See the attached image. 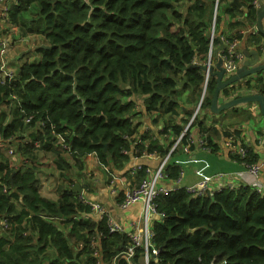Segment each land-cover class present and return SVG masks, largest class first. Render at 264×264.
I'll return each mask as SVG.
<instances>
[{
  "label": "trees",
  "instance_id": "obj_1",
  "mask_svg": "<svg viewBox=\"0 0 264 264\" xmlns=\"http://www.w3.org/2000/svg\"><path fill=\"white\" fill-rule=\"evenodd\" d=\"M254 1L239 0L240 9L220 0L211 44L216 0H14L12 22L48 43L34 51L38 61L23 62L12 79L0 78V222H6L0 223V264H97L89 249L96 232L102 234L100 264H146L143 245L130 260L124 256L130 236L110 232L106 218L94 220L67 177L84 171L90 154L106 170L120 171L132 157L165 158L182 136L166 165L167 177L177 180L173 157L183 153L193 130L214 149L224 136L240 138V128L216 126L227 110L210 115L216 77L210 76L202 100L206 75L199 65L222 43L223 14L232 17L231 28L242 25L233 18L243 14L247 26L257 24ZM221 36L242 37L238 31ZM263 38L251 32L249 45L258 49ZM229 89L221 100L233 98ZM246 89L264 95V71L249 78ZM144 112L164 119L158 133L141 132ZM249 149L247 160L256 161ZM44 152L66 179L57 201L39 192ZM138 174L142 178L143 169ZM156 203L163 217L154 219L149 264H264V194L254 187L203 195L178 187ZM74 239L84 241L83 249L76 250Z\"/></svg>",
  "mask_w": 264,
  "mask_h": 264
},
{
  "label": "crops",
  "instance_id": "obj_2",
  "mask_svg": "<svg viewBox=\"0 0 264 264\" xmlns=\"http://www.w3.org/2000/svg\"><path fill=\"white\" fill-rule=\"evenodd\" d=\"M202 1H207V0H202ZM231 19L232 17L226 14H223L221 16V22L219 24L217 37H221L223 33L231 35L238 31L242 35V37L238 39L239 41L238 50L240 53L244 54L245 56V59L241 62L240 67L244 61L253 59L252 54L254 52L258 53L260 64L264 63V56L259 53L257 47L249 45V36L251 32H253L252 30L255 26H250V25L247 26L246 16L243 14V15H237L235 18H233V20L238 21V23L242 25L244 24L245 26L240 25V27L238 28H235L236 26L231 28L229 26ZM36 48L38 47L32 46L31 47L32 54H27V52L29 51L27 50V52H25L24 57H22L19 60H17L18 58L16 57V61L14 63L10 62L11 67L14 69L15 72H17L19 65H21L25 61L28 62L38 61L37 57L39 55L35 54L34 52L35 50H37ZM246 83H248V80L244 79L240 81L239 84L240 86L241 85L243 86V84ZM244 87L245 88L239 90L241 91L245 90L246 85H244ZM255 91L252 93H256ZM247 94L248 93H241L240 95H247ZM234 96L235 95H233L232 97ZM246 106L247 105H245L244 107ZM249 108L250 109L254 108L258 110L254 113V115L252 112L247 113L248 115L255 117L256 118L255 121L251 119H246L242 114L238 115L240 110L238 109L235 115H229L227 117L226 115L222 116V118L219 120V124H217L216 126L223 129L224 131L227 130L232 131L236 127L240 128L242 131V140L246 141L247 144L251 147L252 152L256 154L263 150L264 124H262V116H260L259 114L261 113L259 110V106H249ZM143 116L145 117L143 118ZM143 116L141 117V122H142L141 132H150L152 134L155 132L158 133V130L161 128V125H163L164 119L162 117H159V119L157 118L154 119L156 115H146L145 112ZM192 134L196 140L200 138V135L196 132V130H193ZM233 135L237 137L236 134ZM218 144L219 145L217 149H214V147L210 146L208 149L196 148L194 151H191L190 153H186L183 151L182 154L181 153L175 154L173 160L179 162V163L176 162V166H178V168L181 169V166L186 164L188 165V167L186 171H183V174H181L182 175L181 180L178 181V179L173 180L165 177L162 183L165 186H167L169 189H176L178 187L189 188L201 182L202 177L198 172H201L203 175L206 176H214L216 174L223 173L230 176V178L227 180L228 183L227 186H230V184H232L236 188L243 185H248L253 187L255 183H259L264 190V176L260 175L259 177L255 178L249 174L244 164L236 160V158L232 156V154L230 153V149L226 146L225 136L222 137L220 140H218ZM130 154H132V152ZM44 155L46 158L50 154L44 152ZM161 160L162 157L157 154L156 155L146 154L143 155L142 157H132V159L126 164L124 169L121 171L117 170L115 167H112L111 170H106L103 166L98 164L95 154H90L85 159L84 171H72L69 173L67 179L72 180L73 183L78 184L79 187L83 189L82 196L85 199L89 201L102 203L104 207L108 210L110 218L113 221L120 223L124 227L125 233L132 234L136 231L142 233L144 228L143 204L141 203L135 204L129 207L125 211H123L120 207V203L123 198V191L129 186L139 183L141 179V178L138 179V175H139L138 173L136 175H132L131 173H128V171L132 167L137 165L156 168L161 163ZM173 160L171 159V161ZM48 165L49 164H47V167ZM92 169L94 170L92 171ZM56 170L58 172L57 185H56V191H57L58 185L63 184V181L66 179L61 175V172L58 169ZM43 173L45 172L41 171L40 175H43ZM79 173L81 178L78 177ZM91 174L95 175L94 179L90 178ZM51 175L53 176L54 174ZM112 177L114 178L112 179ZM40 187H41V182H40ZM223 187L226 186H214L213 188L215 190H218ZM58 199L59 196L57 199H51V200L57 201ZM154 219H157V217H154L150 223L151 231H152ZM76 250L80 251L81 249L80 247H78L76 248Z\"/></svg>",
  "mask_w": 264,
  "mask_h": 264
},
{
  "label": "built area",
  "instance_id": "obj_3",
  "mask_svg": "<svg viewBox=\"0 0 264 264\" xmlns=\"http://www.w3.org/2000/svg\"><path fill=\"white\" fill-rule=\"evenodd\" d=\"M220 0H216L215 2V9L213 14V26L210 32L211 44L215 37V21L218 13V4ZM10 0H0V78L2 79H12L15 76V71L11 67L9 54L11 50L21 43L26 42L25 36L20 31V28L12 22L11 19V5L9 4ZM256 7H259V0L254 1ZM253 32H259L257 25L252 30ZM260 33V32H259ZM221 42L224 44L225 48L222 52H220V58L223 60V68L225 70V76L229 77L235 74L238 69L240 68L241 62L245 59L244 54L240 53L238 50L239 41L238 39H228L225 36L220 37ZM258 51L261 55L264 56V39L259 45ZM217 59L214 57L213 48L210 47L208 60L203 65L211 66L215 65ZM206 80L203 86V93H202V100L207 92L208 80L210 78V73L206 72ZM251 94V93H248ZM201 100V101H202ZM201 102L199 103L198 107L195 110V115H197L200 111ZM260 110V108H259ZM250 113L252 112L253 115L256 109L249 108ZM33 116L30 115L27 118L28 122H31ZM264 120V118L262 117ZM43 125V123H42ZM182 136H180L177 141L175 142L174 146L172 147L171 151L165 158H162L161 163L156 168L145 167V166H134L132 167L128 173L132 175H136L139 173V170L143 169L144 176L140 179L139 183L135 185H131L123 191V198L120 203V207L123 211L127 210L129 207L141 203L143 204V221H144V228L142 233L136 231L132 234H128L132 239V245L128 247L125 252V257L130 260V258L134 255L135 249L138 246L143 245L147 250L145 262L149 264L148 258V249L151 245V238H152V231L150 229V223L154 217L162 218L163 213L158 211V205L156 203L157 199L162 194H167L169 191L174 189H169L165 186L162 182L167 177L166 174V165L169 161L171 154L177 147L180 146ZM264 138V137H263ZM195 145L196 148L208 149L210 146L208 142L203 138H199L196 140L193 134L190 136L187 146L184 148V152L190 153L191 149L190 146ZM226 146L230 149V153L232 156L236 158V160L242 162L246 167L249 174L255 178L259 177L260 175L264 176V140H263V150L256 153L258 155L256 161H248L247 158L250 154L249 145L246 141L242 140V136L240 138H236V136L232 135L230 137H226ZM64 150L69 151V147L67 145L63 146ZM13 149L9 148V154L13 156ZM127 153V152H125ZM130 153V152H129ZM151 155H156L151 154ZM179 163L178 161H176ZM202 179L201 182L188 188V191L193 192L197 195H203L206 192L215 191L213 188L214 186H226L231 189L236 188L232 184L227 186V180L230 176L219 173L214 176H206L203 175L201 172H198ZM183 174V171L181 172ZM180 174L178 181L181 180L182 175ZM114 177H112L113 179ZM258 193L263 194L264 190L259 183H255L253 186ZM224 188V187H223ZM221 189V188H220ZM219 190V189H218ZM83 202L85 205H88L91 208V217L96 220L97 222L101 221L102 219H107V227L110 232H118V233H125L124 227L118 223L113 221L108 213V210L104 207L102 203L89 201L82 196ZM6 224V222H0ZM5 226V225H4ZM7 225L5 226V228ZM127 234V233H126ZM102 234L100 232H96L89 236V249H90V256L98 260L97 264H100V258L102 256V246L100 242V238ZM80 249H83L82 243L79 245ZM153 253L155 255L158 254L157 249H153ZM113 260V264H114Z\"/></svg>",
  "mask_w": 264,
  "mask_h": 264
},
{
  "label": "water",
  "instance_id": "obj_4",
  "mask_svg": "<svg viewBox=\"0 0 264 264\" xmlns=\"http://www.w3.org/2000/svg\"><path fill=\"white\" fill-rule=\"evenodd\" d=\"M231 6L237 8H242V4L239 0H233ZM246 11V10H245ZM257 28L258 31L264 36V0H259V7L257 13ZM220 40V37H218ZM225 46L221 43L214 51V57L217 59L215 65L206 66L199 65V67L206 73L209 72L211 76L216 77V88L213 94L211 102L210 114H220L223 111L229 110L231 108L237 107L239 105H246L251 102H257L260 108L262 117L264 118V95L260 93H252L241 96H234L233 98L222 101L220 99V94L224 89L235 86L238 82L246 79L250 76H255L264 71V63L260 64L259 56L257 52H254L253 59L244 61L238 71L227 77L225 76V70L223 68V60L220 58V52L224 50ZM260 53V52H259ZM80 195L83 194V189L79 187L78 184L74 187Z\"/></svg>",
  "mask_w": 264,
  "mask_h": 264
},
{
  "label": "rangeland",
  "instance_id": "obj_5",
  "mask_svg": "<svg viewBox=\"0 0 264 264\" xmlns=\"http://www.w3.org/2000/svg\"><path fill=\"white\" fill-rule=\"evenodd\" d=\"M13 2H14V0H10L9 4L11 5ZM30 16H35L34 9H31ZM21 31L23 32L22 29H21ZM23 34L25 36L26 42H24V43H22L20 45H16L12 49V51L10 52V54H9V57L8 58L10 59V62H12V63H14L16 61V57L18 58L17 60H19L20 57H21V55L23 53L27 52V50H31V47L32 46L39 47V46H42V45L48 43L47 40L43 36L33 35V34H29V33H24V32H23ZM39 59H40V55L37 57V60H39ZM251 77L252 76L247 77L246 80H249V78H251ZM239 83L240 82H238L237 84H235V86L230 87L231 89H229V90H230L231 96H233V95L240 96L241 93H249L248 89H245V90H242V91L239 90V89L244 88V85H247V83L246 84H243V86L242 85L240 86ZM222 101H227V99L226 100L223 99ZM248 105L249 106H259L257 102H251V103H248ZM244 106L245 105H239V106L236 107V108L240 109L238 115H241L242 114L246 119H251V120L255 121V117H252V116H250V115H248V114H246V113H244L242 111V108ZM2 109L8 110L5 107L2 108ZM229 110H227L225 112L226 117L229 116V115H235L237 113V112H232V111H229ZM248 110H249V108H248ZM144 117L145 116H143V118ZM220 118H222V117H220ZM262 124H264V120L263 119H262ZM40 155H42V154L39 153V156ZM177 157H180V156H177ZM47 164H49L48 167H47ZM187 167H188V165H186V164L182 165L181 166V169H180V172L186 171ZM42 170L46 174L45 173H43V175H40L39 174V178L41 179V187H39V192L41 193L42 196L47 197L49 199H57L58 196H59V194L56 191L58 172H57V170L54 167V164H53V156L51 154L49 156H47L46 158H44V165H43ZM93 170L94 169H92V171ZM51 174H54V175L52 176ZM90 178L91 179H94L95 178V175L94 174H91ZM74 243H75L74 244V247L75 248H78L81 243L82 244L84 243V241L83 240L75 241V239H74ZM52 253H53V251L51 250L49 254L52 255Z\"/></svg>",
  "mask_w": 264,
  "mask_h": 264
},
{
  "label": "clouds",
  "instance_id": "obj_6",
  "mask_svg": "<svg viewBox=\"0 0 264 264\" xmlns=\"http://www.w3.org/2000/svg\"><path fill=\"white\" fill-rule=\"evenodd\" d=\"M83 195V194H82Z\"/></svg>",
  "mask_w": 264,
  "mask_h": 264
}]
</instances>
